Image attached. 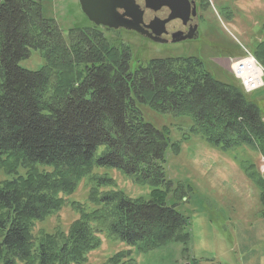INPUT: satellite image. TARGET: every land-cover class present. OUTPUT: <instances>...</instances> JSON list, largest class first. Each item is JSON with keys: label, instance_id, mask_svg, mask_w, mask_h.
<instances>
[{"label": "trees", "instance_id": "obj_1", "mask_svg": "<svg viewBox=\"0 0 264 264\" xmlns=\"http://www.w3.org/2000/svg\"><path fill=\"white\" fill-rule=\"evenodd\" d=\"M43 1L0 2V169L14 175L0 182V264H86L101 235L130 248L103 264H134L133 254L169 243L187 252L190 223L167 205L164 172L167 149L176 154L182 142L146 123L140 104L188 118L190 132L209 144L248 145L264 159V121L247 98L253 94L234 78L215 81L193 57L151 59L131 70L128 47L113 45L104 36L109 30H70L66 40L43 19ZM32 50L45 58L38 71L18 65ZM252 55L264 67V41ZM103 168L149 185L150 196L110 191L96 198L92 190L91 210L69 203L79 217L66 232L33 234L67 206L82 180L112 185L94 174ZM258 182L264 217V180Z\"/></svg>", "mask_w": 264, "mask_h": 264}, {"label": "rangeland", "instance_id": "obj_2", "mask_svg": "<svg viewBox=\"0 0 264 264\" xmlns=\"http://www.w3.org/2000/svg\"><path fill=\"white\" fill-rule=\"evenodd\" d=\"M41 9L43 19L54 21L66 40L68 31L93 26L82 13L78 0H44ZM197 12V35L192 40L157 44L125 30L105 31L104 36L117 47H128L131 70L151 59L193 57L201 61L211 78L229 84L233 80L229 64L242 56L253 57L254 47L264 41V0H201ZM177 25L173 22L168 30ZM256 62L264 81V67ZM44 64L45 58L37 50L18 63L28 71H38ZM256 94L259 98H247L257 106L264 121V86ZM140 109L146 123L159 131L167 129L171 142H182L178 153L174 154L171 148L166 152L164 172L171 182L166 203L189 220L190 241L187 252L181 244L169 243L148 253L133 254V263L264 264L262 189L258 182L264 180V159L248 145L222 149L209 144L199 134L190 132L192 122L186 117L161 114L149 105L140 104ZM97 172L110 178L112 185L96 186L93 182L90 186L87 178L82 180L77 190L65 197L67 206L36 224L33 234L54 233L56 229L66 232L79 217L69 203L91 210L92 190L96 198L110 191H121L130 199L147 200L150 196L152 187L134 183L117 169L94 170V174ZM13 177L0 169V182ZM2 238L0 232V242ZM100 240V248L88 255L86 264H103L117 252L130 249L105 235Z\"/></svg>", "mask_w": 264, "mask_h": 264}, {"label": "water", "instance_id": "obj_3", "mask_svg": "<svg viewBox=\"0 0 264 264\" xmlns=\"http://www.w3.org/2000/svg\"><path fill=\"white\" fill-rule=\"evenodd\" d=\"M78 2L82 13L95 27L134 32L157 44H167L162 38V35L166 34V25L181 19L183 14L190 11L185 0H144L143 10L135 0H78ZM190 14L196 16L194 5ZM194 37L193 33L176 32L171 35V43L184 42Z\"/></svg>", "mask_w": 264, "mask_h": 264}, {"label": "built area", "instance_id": "obj_4", "mask_svg": "<svg viewBox=\"0 0 264 264\" xmlns=\"http://www.w3.org/2000/svg\"><path fill=\"white\" fill-rule=\"evenodd\" d=\"M228 67L229 73L240 83L245 93H252L263 87V71L252 56L235 59Z\"/></svg>", "mask_w": 264, "mask_h": 264}, {"label": "flooded vegetation", "instance_id": "obj_5", "mask_svg": "<svg viewBox=\"0 0 264 264\" xmlns=\"http://www.w3.org/2000/svg\"><path fill=\"white\" fill-rule=\"evenodd\" d=\"M187 1V4L190 8V11H187L184 16H182L181 19H176L169 24L166 25V34L162 35V38L167 41V43H171V35L176 32H183L184 34H190L193 33L197 35V29H198V12L197 9L201 5V0H185ZM136 4L140 6V8L143 10L144 7V0H135ZM193 5L196 8V16H192L191 8H193ZM189 10V9H187ZM183 20V21H182ZM173 22H176L178 27L172 31L168 30V25L172 24ZM141 36V35H139ZM142 38L147 39L144 36H141ZM149 40V39H147ZM192 40V39H190ZM172 44V43H171Z\"/></svg>", "mask_w": 264, "mask_h": 264}, {"label": "crops", "instance_id": "obj_6", "mask_svg": "<svg viewBox=\"0 0 264 264\" xmlns=\"http://www.w3.org/2000/svg\"><path fill=\"white\" fill-rule=\"evenodd\" d=\"M262 90V89H261ZM260 91V90H259ZM258 91H256V92H254V93H252L253 94V96H255V97H257L259 94H256ZM259 97V96H258Z\"/></svg>", "mask_w": 264, "mask_h": 264}]
</instances>
